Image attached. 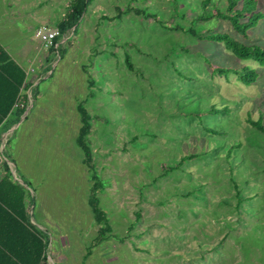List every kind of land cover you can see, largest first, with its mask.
<instances>
[{
  "label": "rangeland",
  "instance_id": "rangeland-1",
  "mask_svg": "<svg viewBox=\"0 0 264 264\" xmlns=\"http://www.w3.org/2000/svg\"><path fill=\"white\" fill-rule=\"evenodd\" d=\"M70 1L0 0V42L47 75L35 89L29 80L33 108L6 153L12 148L35 192L55 263L264 264V132L249 120L264 124V66L201 38L227 31L264 47V17L246 39L223 16L203 20L224 13L228 0H93L40 66L34 26L39 18L57 26ZM243 64L259 72L251 85L214 72ZM80 103L113 228L101 242L91 228V169L77 144ZM212 105L228 110L208 112Z\"/></svg>",
  "mask_w": 264,
  "mask_h": 264
},
{
  "label": "trees",
  "instance_id": "trees-1",
  "mask_svg": "<svg viewBox=\"0 0 264 264\" xmlns=\"http://www.w3.org/2000/svg\"><path fill=\"white\" fill-rule=\"evenodd\" d=\"M93 0H72L65 18L58 23L60 35L56 38L55 44L51 47L57 51V42L61 35L71 29H77L83 13ZM239 0H228L226 11L214 10L210 16L203 20L211 19L212 16H223L230 20L234 30L246 39L249 30L254 28L264 17V13L259 8V0H246L241 5ZM138 13L141 11L135 8ZM194 34L195 31L190 29ZM62 33V34H61ZM197 35V34H196ZM203 40L223 42L238 58L243 60H253L264 66V47L259 44L246 43L234 37L227 31H217L206 35L201 34ZM128 55L126 57L129 68L134 69V64ZM214 72L227 76L231 71L239 75V79L246 85H251L257 81L259 72L243 64L241 67H221L215 66ZM218 69V70H217ZM29 86L26 69L12 58L10 53L0 43V147L3 140V133L18 123L27 110V95L24 90ZM78 110L82 120V126L77 136V144L82 148L85 157L84 162L91 169L93 184L90 193V205L94 218L99 225L98 242L105 240L112 234V226L105 210L101 207L98 192L101 187L99 177L94 170L92 151L88 143V136L91 133L90 114L85 106L78 104ZM227 105L222 109L212 105L208 112H225ZM250 122L259 130L264 132L262 120L249 118ZM210 129V128H207ZM2 155H6L0 150V161ZM193 156V155H191ZM182 163V162H181ZM6 171L9 172L0 181V189L9 195H0V264H48V244L49 241L42 231H39L26 218H23L21 211H24L23 185L12 182L10 168L7 161H4ZM15 193V194H14ZM9 198H15L17 202H10ZM19 206L20 209L13 208ZM3 211V213H1Z\"/></svg>",
  "mask_w": 264,
  "mask_h": 264
},
{
  "label": "crops",
  "instance_id": "crops-1",
  "mask_svg": "<svg viewBox=\"0 0 264 264\" xmlns=\"http://www.w3.org/2000/svg\"><path fill=\"white\" fill-rule=\"evenodd\" d=\"M70 4H71V1H70V3H69V5H68V7L70 6ZM69 9V8H68ZM66 14H67V12H66ZM66 14H65V16H66ZM64 18H62V20H63ZM61 20V21H62ZM60 22V21H59ZM59 22H57V26H55V25H52L53 23H55V22H51V20H50V18H39L38 19V21H37V24H36V26H34V29L35 30H37L40 26H43V25H47V26H49V27H52V28H56V27H58V23ZM56 24V23H55ZM73 30H74V28H73ZM36 43H37V49L39 50V52L38 53H35V54H32L33 56H35V59L36 58H38V60H39V62H41V64H40V66H42V64L43 63H45L46 61L49 63V62H51L52 61V58H53V56L55 55V52L56 51H53L51 48H47V47H45L38 39L36 40L35 38L33 39ZM66 37L64 36V37H62L61 39H60V41L59 42H57V44H56V46L58 47L61 43H66ZM1 43V42H0ZM2 44V43H1ZM3 45V44H2ZM4 46V45H3ZM4 48L6 49V47L4 46ZM45 48H47V49H45ZM7 50V49H6ZM50 50H51V52H50ZM8 51V50H7ZM45 51H47V55H46V52ZM41 52L42 53H45V55H46V57H42V56H39L40 54H41ZM10 53V52H9ZM51 53V54H50ZM50 54V55H49ZM11 56H12V54H10ZM29 56V55H28ZM27 56V57H28ZM12 58L14 59V60H16L19 64H21L22 65V63H20L17 59H15L13 56H12ZM32 63H34V62H32ZM31 64V63H30ZM34 65V64H33ZM33 65H29V66H27V67H25L24 65H22L25 69H26V71H27V75H28V82H29V80H33V82H32V84H31V86L32 87H34V89H35V87H36V85H38L39 83H40V81L42 80L41 78H44V77H46V76H38L37 74H36V70L38 69V68H35V66H33ZM44 65V64H43ZM39 66V67H40ZM48 67V65L46 64L45 65V68H47ZM33 69V70H32ZM38 71V70H37ZM33 89V90H34ZM32 108H33V104L32 105H30V107H28L27 108V110H26V113L22 116V118H21V120L18 122V123H16V124H14L9 130H7L6 132H4L3 133V140H2V143H1V147H0V150L1 151H4V149H5V153H6V142H7V139H8V136L9 135H11L12 133H14V131L18 128V126H19V124L20 123H23L24 122V120H27V118H28V114L31 112V110H32ZM28 113V114H27ZM26 114H27V116H26ZM26 117V118H25ZM78 136V135H77ZM4 137H5V139H6V141L5 142H3L4 141ZM12 149V148H11ZM11 149H10V151L8 150V152L6 153V155L4 156V155H2V159H1V161H0V181L2 180V178L3 177H5L6 175H7V173H9V172H7L6 171V167H5V165H4V161H7L8 162V164H9V168H10V174H11V176H12V182H14V183H20L21 185H23V188H22V191L24 192V194H25V196H24V211L22 210L21 211V213H22V216H23V218H26L33 226H35L39 231H42L43 232V234L45 235V237L48 239V241H49V243H50V236H49V230L47 229V227H45V224H43V223H41V222H39L38 223V221L37 220H35V215H34V213H35V205H34V199H35V192L34 191H32V193H31V188H30V185H29V183L27 182V181H25V180H23L22 178H20V176L18 175V172L16 171V167H15V161H14V159H13V155H12V151H11ZM8 154V155H7ZM83 161H84V159H83ZM90 193H91V191H90ZM9 194H13V193H6V192H4V190H2V189H0V195L1 196H4L5 195V197H6V195H9ZM15 194V193H14ZM89 200H90V195H89ZM9 201L10 202H17V200L15 199V198H9ZM89 204H90V202H89ZM91 206V205H90ZM13 208H16V209H20V207L19 206H15V207H13ZM92 208V207H91ZM1 213H3V211L1 212ZM94 220H95V218H94ZM36 221H37V223L40 225V227H38L37 226V224H36ZM95 222H96V220H95ZM93 223L94 225H92L91 226V228L92 227H94L95 229V231H97V235H96V237L98 238V234H99V225H98V223L96 222V223ZM2 225V223H1V220H0V226ZM112 226V225H111ZM113 229V228H112ZM113 235V230H112V234H110V236H112ZM96 238V239H97ZM106 239H108V237L106 238ZM49 245V244H48ZM91 252H86V254H85V259L89 256V255H91L90 254ZM49 260H50V262H52V264H56L55 263V261L53 260V256H52V254L49 252V246H48V264H49Z\"/></svg>",
  "mask_w": 264,
  "mask_h": 264
},
{
  "label": "built area",
  "instance_id": "built-area-1",
  "mask_svg": "<svg viewBox=\"0 0 264 264\" xmlns=\"http://www.w3.org/2000/svg\"><path fill=\"white\" fill-rule=\"evenodd\" d=\"M35 35L45 47L51 48L55 44L56 38L60 35V31L57 28L43 25L36 30Z\"/></svg>",
  "mask_w": 264,
  "mask_h": 264
}]
</instances>
